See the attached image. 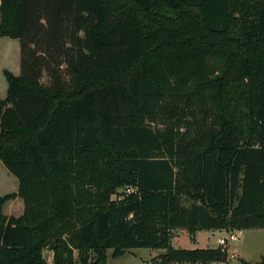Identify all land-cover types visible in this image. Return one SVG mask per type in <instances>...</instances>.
Instances as JSON below:
<instances>
[{"label":"trees","instance_id":"16d2710c","mask_svg":"<svg viewBox=\"0 0 264 264\" xmlns=\"http://www.w3.org/2000/svg\"><path fill=\"white\" fill-rule=\"evenodd\" d=\"M0 264L228 260L172 231L264 228V0H0ZM44 75L49 82L44 83ZM131 188V191H127ZM22 198L25 212L7 215ZM190 200L185 204L184 200ZM244 264H264L260 261Z\"/></svg>","mask_w":264,"mask_h":264},{"label":"rangeland","instance_id":"374dc122","mask_svg":"<svg viewBox=\"0 0 264 264\" xmlns=\"http://www.w3.org/2000/svg\"><path fill=\"white\" fill-rule=\"evenodd\" d=\"M1 22V12H0ZM11 42L19 41V39H11ZM6 40V38H0ZM4 42L0 41V98H5L7 95V80L5 70L9 68L13 72L20 73L19 64H17L16 52L9 47L4 49ZM13 43V44H14ZM20 43V42H19ZM7 67V68H6ZM18 67V68H17ZM44 83L49 82V77L44 75L42 78ZM18 179L10 173L5 164L0 162V195L14 192L18 190ZM185 204H190V200H184ZM26 203L18 197L8 201L4 206V212L7 215L19 216L25 212ZM235 230V229H233ZM224 232L213 235L212 232L202 230L197 235V240L194 235H191L188 230L178 228L172 231V245L175 248H206L215 247L217 245V237H220ZM209 238V239H208ZM228 247V260L225 262L214 263H195V264H244L243 259L251 263L260 261L264 255V228H251L243 230L240 239L231 241ZM165 249L155 248H127L123 250V254L117 256L114 249H109L107 252V264H163ZM48 264H53V252L46 249L44 252ZM76 264H80L79 252L75 251ZM167 264H192V263H176L170 262Z\"/></svg>","mask_w":264,"mask_h":264},{"label":"crops","instance_id":"0c3cea01","mask_svg":"<svg viewBox=\"0 0 264 264\" xmlns=\"http://www.w3.org/2000/svg\"><path fill=\"white\" fill-rule=\"evenodd\" d=\"M1 39L3 38H6V40L4 41V40H0L1 42H4L3 43V46H4V49L6 50V49H9V47H11L15 52H16V56H17V64H19V67H20V43H19V41H16L15 43L14 42H11V40H8L7 38H9V37H0ZM12 39V38H11ZM14 43V44H13ZM7 68V67H6ZM18 68V67H17ZM8 70H10L9 68H7ZM20 69V68H19ZM10 71H12L13 72V70H10ZM14 74H16V75H19L20 73H17V72H13ZM7 80V79H6ZM8 83V82H7ZM7 91H8V86H7ZM204 230H206V229H204ZM174 231V230H173ZM200 231H202V230H198V231H196L193 235L195 236V238H196V240L198 239L197 238V235H198V233L200 232ZM206 231H208V232H212V234L213 235H216V234H218V233H222V232H224V234H225V232H226V230H206ZM224 234H222V235H224ZM221 235V236H222ZM218 238L219 237H217V245L215 246V247H206V248H217L218 246H219V242H218ZM209 239V238H208ZM214 263V262H213Z\"/></svg>","mask_w":264,"mask_h":264},{"label":"built area","instance_id":"2783aa9c","mask_svg":"<svg viewBox=\"0 0 264 264\" xmlns=\"http://www.w3.org/2000/svg\"><path fill=\"white\" fill-rule=\"evenodd\" d=\"M127 191H131V188H127ZM242 232L243 230L239 229L226 230L225 234L218 238L219 246L228 250L227 246L230 245V242L239 240Z\"/></svg>","mask_w":264,"mask_h":264}]
</instances>
